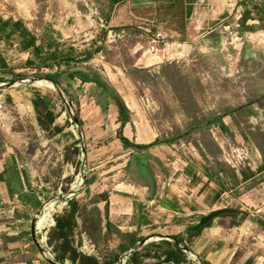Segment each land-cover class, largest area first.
Wrapping results in <instances>:
<instances>
[{
	"label": "crops",
	"instance_id": "0c3cea01",
	"mask_svg": "<svg viewBox=\"0 0 264 264\" xmlns=\"http://www.w3.org/2000/svg\"><path fill=\"white\" fill-rule=\"evenodd\" d=\"M103 3L106 27L124 30L128 38L159 36L189 45L229 21L241 26V35L264 29V0H239V7L227 8L223 17L209 9L211 0ZM0 11L4 14V8ZM79 13H70L68 21L49 17L42 26L34 20L0 15V52H16L19 57L14 63L5 59L8 68L1 71L12 75L0 85L29 78L25 71L39 72L44 78L55 77L69 99L81 107L78 122L68 107L64 110L63 100L59 110L36 107V93L50 98L47 92L32 88L57 91L46 80L2 90L7 97L30 101L33 108L28 109L38 113L36 131L43 138L50 135L45 151L36 147L35 140L22 138L0 148V216H12L10 224H16L21 233L7 244L13 248L20 240V246L32 245L22 251L1 248L0 263L15 257L30 264H54L36 242L33 221L46 200H64L73 192L66 208L75 218L69 241L80 255L92 256L99 264H118L133 248L136 251L122 264H264V109L255 103L216 113L207 125V139L180 145L144 132L104 71L94 67V55L85 59L86 53L96 49L83 43L85 29ZM6 22H21L29 36L36 38V45L25 49L21 32L11 33V28L4 27ZM37 47L42 48L40 56ZM57 50L65 56L71 50L75 58L68 63L63 57L46 66L44 62L49 63ZM235 142L249 146L252 165L236 168L224 160L223 145ZM100 163L109 165L104 169ZM219 209L228 211L189 236L203 216ZM46 213L50 216L46 223H51L52 212ZM63 241L59 237L53 241L56 259L62 254ZM89 242L95 245L94 252L86 251ZM174 249H179V255L167 253ZM79 258L73 263L68 253L66 261L57 260L79 264Z\"/></svg>",
	"mask_w": 264,
	"mask_h": 264
},
{
	"label": "rangeland",
	"instance_id": "374dc122",
	"mask_svg": "<svg viewBox=\"0 0 264 264\" xmlns=\"http://www.w3.org/2000/svg\"><path fill=\"white\" fill-rule=\"evenodd\" d=\"M7 1L8 3L0 0V8L6 6L5 9L10 13L24 14L27 19H34V23L41 26L45 25L49 17L60 19L61 12L64 14L76 10L81 12L79 23L85 29L83 34H87L89 39L85 44L91 45L89 47H93L94 50L100 49L94 54V67L104 71L107 80L129 104L137 128H143L144 132L151 133L157 138L170 139L178 145L198 139L204 140L210 133L207 125L211 123L214 114L255 103H259L264 109V29L243 33L242 39L237 41L231 34L232 30L226 29L233 24V21H229L214 26L195 44H181L175 39L155 36L131 37L109 43L106 39V30L100 26L98 20V17L104 19L101 11L106 12L107 9L103 6V0ZM235 3L236 0H211L209 9L216 12V17H221L223 15L221 13L227 8L235 7L233 6ZM7 11L0 15H7ZM2 52L5 54L2 55ZM2 52L0 55L3 59H9L12 63L19 59L16 52ZM16 67L18 66H13V69ZM23 73L29 77L36 74L42 76L39 72ZM11 75L12 73H5L0 69V79ZM44 85L51 87L48 84ZM36 87L38 88L32 89L40 90L44 94L47 92L49 95L50 99L46 100L50 108L59 110L63 100L64 110L70 105L68 111L71 116H79L80 104L72 100L68 103L61 98L58 91ZM34 97L38 98L39 93ZM30 106L33 108L30 101H21L14 96L7 97L0 91V148L7 142L14 144L18 138L35 140L36 147L44 151L48 148L47 145H43L50 134L43 138L44 135H39L36 131L34 122H37L38 113L33 109L30 111L28 109ZM22 112L26 113L23 115ZM214 134L216 136L217 132ZM218 135L217 138L220 137ZM242 144L250 152L249 146L245 143L235 142L229 145L238 147ZM229 145H223V149H228ZM223 149L222 157L226 161ZM100 165L106 169L109 164ZM51 199L46 200L44 204ZM62 202L63 200L55 202L57 225L52 226L49 231V246L52 251L53 241L59 237L58 217L72 216L75 219L73 213L66 212L68 206H60ZM48 218L50 216L42 222L39 221L41 229L50 224L49 221L46 223ZM11 220L12 216H0V249L30 250L32 245L20 246V240L13 248H9L7 243L15 242L14 237L21 234L16 224H10ZM30 230L28 227V234ZM45 233L46 230L41 231L39 237L42 239ZM106 243L108 244L104 242ZM123 251L120 246V252ZM0 264L30 263L19 262L15 257H10L9 262Z\"/></svg>",
	"mask_w": 264,
	"mask_h": 264
},
{
	"label": "trees",
	"instance_id": "16d2710c",
	"mask_svg": "<svg viewBox=\"0 0 264 264\" xmlns=\"http://www.w3.org/2000/svg\"><path fill=\"white\" fill-rule=\"evenodd\" d=\"M4 27L11 28V30H12L11 33L21 32V34H22V36L24 38V46L23 47L25 49L32 48L33 46L36 45V38L34 36H29V34L22 28L21 22H16L14 24H11L10 22H6L4 24ZM3 30H1V31H3ZM58 50H59V48H58ZM58 50L50 56V60L51 61L49 63H47V61L44 62V64H46V66H50L51 63L54 60H55L56 63H59V60L61 58H63V57H64L63 59L65 61H67L68 63L75 58L72 55V53L70 52L71 50L69 51V54L66 55V56L64 55L63 52H60ZM99 50L100 49H96V51H94V53L93 52L86 53L85 59L86 60L91 59L95 53H98L99 52ZM41 52H42V48L41 47H37V54H38V56L41 55ZM7 68L8 67L6 66V60L3 59V57L0 55V69L4 71V70H7ZM42 68H43V64H40L38 66V69L39 70H42ZM20 76H23V75H20ZM51 77L54 79V81L55 80L57 81V79L55 77H53V76H51ZM4 79L5 78H2L0 80L2 82H4ZM40 96L41 95H39L38 98L36 97V99L34 100L36 107L42 108V106H44V109L45 110L49 109L50 108V104L47 102L46 98H42ZM50 112L51 111H48V114L49 115H50ZM49 121H53V118L51 116L49 117ZM125 141H126V139H125ZM58 228H59V230H58L59 238H62L64 240L63 243H62V247H61L62 254L60 255V258H57L58 260L63 261V262L66 261V259L68 258V253H69V259L73 263H76L78 261L79 256H81L79 258L80 259L79 260V264H99V261L96 258H93L92 256H88V255H85V254H81L80 255V253L77 252V250L71 246V243L69 241V233L73 229V227H72V217L71 216H69V217L59 216L58 217ZM188 234H189V236H193L194 235V233H191V234L188 233ZM122 235L125 236L126 238L131 237V235H126V234H122ZM178 250L177 249L170 250L167 253L169 255H171V256H172V254H177V253H178L177 255H179ZM166 259H168V257Z\"/></svg>",
	"mask_w": 264,
	"mask_h": 264
},
{
	"label": "built area",
	"instance_id": "2783aa9c",
	"mask_svg": "<svg viewBox=\"0 0 264 264\" xmlns=\"http://www.w3.org/2000/svg\"><path fill=\"white\" fill-rule=\"evenodd\" d=\"M105 1V0H103ZM4 2H7L8 1L4 0ZM238 3H239V0H236V3L233 4V6H235L234 8H236L238 6ZM6 6H4V14L5 12L7 11V9H5ZM81 14V12L79 13V15ZM5 18H17V19H27L24 14H21V15H17L15 12L13 13H10L9 11H7V15H3ZM60 18L63 19L64 21H68L69 20V16L70 14L69 13H60ZM83 18V16H82ZM31 20V19H30ZM34 20V19H32ZM98 20L100 21V26L102 28H105L106 30V39L109 43H112V42H118V41H122V40H125L127 39V34L124 30H120V31H117L113 28H107L106 27V23H105V20L101 17H98ZM241 26L239 24H234V25H231V26H228L226 27V29H229V30H232L231 31V34L235 37V39L237 41H240L242 38H241V34L239 33V31H237ZM87 34H85V36L83 37V43L85 42H89V39H87ZM159 37V36H158ZM157 37V38H158ZM69 41H72L74 43V37L73 36H70L69 37ZM99 44H101V42H98ZM224 148V146L222 147V149ZM224 150V149H223ZM188 152H184L185 155H187ZM224 154V157L226 159V161L232 165L233 167H236L238 168L239 166L241 165H252L253 162L251 160V156H250V152L248 151L247 147L242 144L238 147H234V146H231L229 145V148L224 150L223 152ZM237 155V156H235ZM69 205V199L65 200L62 202V204L60 206H67ZM47 210L51 211L52 212V221H51V224L44 227L43 229L40 228L39 226V232L41 231H44L46 230V233L42 236V241L46 247V249L48 250V252L54 256V253L52 251V248L49 246V231H50V228L52 226H56L57 225V221H56V213H57V209L55 210V203L52 205V207H48ZM89 248L87 250L86 248V251H89L90 249V252H94L95 251V245L91 242H89Z\"/></svg>",
	"mask_w": 264,
	"mask_h": 264
},
{
	"label": "water",
	"instance_id": "95a60500",
	"mask_svg": "<svg viewBox=\"0 0 264 264\" xmlns=\"http://www.w3.org/2000/svg\"><path fill=\"white\" fill-rule=\"evenodd\" d=\"M43 80H46V81L52 83V84L55 86L56 90H57V91L59 92V94L61 95V97H62L64 100H66L68 103H70L69 96L67 95V93L65 92V90L62 88V86H61L59 83H57L56 81H54V80H52V79L44 78V77H42V76H38V75H37V76L29 77V78L19 79V80H16V81L10 82V83H4V84L0 85V91L10 89V88L15 87V86L20 85V84H36V83H40V82H42ZM18 81H20V82L18 83ZM69 107H70V105H69ZM69 107H68V108H69ZM72 117H73V120H74L75 122H78V118H77L76 115H74V116L72 115ZM72 195H73V192L67 193V195L65 196V198H64L63 201H65V200H67V199H70ZM57 201H58V200H56V199H51V200H49L47 203H45V204L43 205V208L41 209V211L38 213V215L36 216V218H35L34 221H33L32 231H33V234H34V236H35L36 242H37L38 245L41 247L42 252H43L44 255L46 256V258H47L50 262H52V263H54V264H62V263H60V262L55 258V256L51 255V254L48 252V250L46 249V247H45V245H44L42 239L39 237V235H40V234H39V233H40V232H39V220H40L41 216L44 215L46 209H47L48 207H52V205H53L55 202H57ZM48 205H49V206H48ZM227 211H228V209H219V210H215V211H213V212H211V213H209V214L203 216V217L200 219V221H199L194 227H192V228L190 229V232H191V233H197V232H199L200 230H202L203 228H205L209 223H211L213 220H215V219H217L218 217H220V216L226 214ZM158 237L163 238V239H164V238H167L166 236H163V235H159ZM147 240H149V238H148ZM144 244H145V241H144L142 244H140V246H143ZM134 251H136L135 248L130 249L128 252H126V253L124 254V256L121 257V259H120V261L118 262V264H122L123 261H124L125 259H127V258H128L133 252H134Z\"/></svg>",
	"mask_w": 264,
	"mask_h": 264
},
{
	"label": "bare ground",
	"instance_id": "6f19581e",
	"mask_svg": "<svg viewBox=\"0 0 264 264\" xmlns=\"http://www.w3.org/2000/svg\"><path fill=\"white\" fill-rule=\"evenodd\" d=\"M49 84H51L52 85V88H55V86L52 84V83H49ZM76 182V181H75ZM79 182H80V180H79ZM46 212L44 213V215L40 218V220L39 221H43L47 216H46ZM51 224V223H50Z\"/></svg>",
	"mask_w": 264,
	"mask_h": 264
}]
</instances>
